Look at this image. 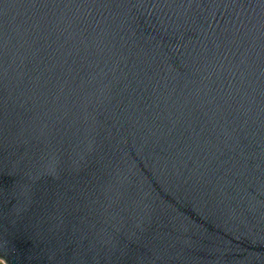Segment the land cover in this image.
<instances>
[{
	"label": "water",
	"instance_id": "water-1",
	"mask_svg": "<svg viewBox=\"0 0 264 264\" xmlns=\"http://www.w3.org/2000/svg\"><path fill=\"white\" fill-rule=\"evenodd\" d=\"M3 264H264V0H0Z\"/></svg>",
	"mask_w": 264,
	"mask_h": 264
},
{
	"label": "rangeland",
	"instance_id": "rangeland-1",
	"mask_svg": "<svg viewBox=\"0 0 264 264\" xmlns=\"http://www.w3.org/2000/svg\"><path fill=\"white\" fill-rule=\"evenodd\" d=\"M0 264H3V263L0 261Z\"/></svg>",
	"mask_w": 264,
	"mask_h": 264
}]
</instances>
